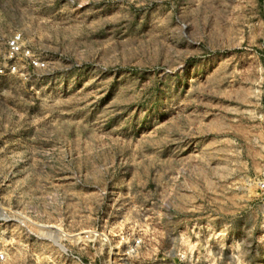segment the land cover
Returning <instances> with one entry per match:
<instances>
[{
	"label": "rangeland",
	"instance_id": "1",
	"mask_svg": "<svg viewBox=\"0 0 264 264\" xmlns=\"http://www.w3.org/2000/svg\"><path fill=\"white\" fill-rule=\"evenodd\" d=\"M17 36L47 68L0 77V218L32 234L0 264H264V0H0V67ZM96 227L144 247L56 231Z\"/></svg>",
	"mask_w": 264,
	"mask_h": 264
},
{
	"label": "built area",
	"instance_id": "2",
	"mask_svg": "<svg viewBox=\"0 0 264 264\" xmlns=\"http://www.w3.org/2000/svg\"><path fill=\"white\" fill-rule=\"evenodd\" d=\"M9 49V57L8 62L3 64L0 67V77H4L10 74H15L18 71V65H17V59L23 58V60L26 61L29 68L32 70H45L47 68V63L41 59L38 55H36L33 50L30 48L24 46L20 43V36L15 37V39L11 40L8 44ZM259 187L264 190V182H260ZM17 223L19 225H22L27 231V239H31L32 234L30 233V230L25 224L20 223V221L12 218L8 213H4V216L0 218V227H9L10 225H14V223ZM53 229H48L47 231H50ZM58 231V234L61 236V238L70 239L76 246H80L81 250L88 252L95 250L96 245L102 244L104 246H114V238H117L118 240V254L117 257H125V260H128L129 257H134L139 254L141 249L144 247V242L142 237H135L133 234H126L125 232H118V233H107L104 230H101L100 228H91L84 232H79L76 234H68L66 232H62L60 229H56ZM44 235V234H43ZM34 237L37 238L36 235L33 234ZM48 237V236H47ZM52 240L53 238L48 237L45 238V240ZM56 246L59 248L62 255L67 256L68 258H72L75 262H79L81 264H94L91 261H88L87 263H84L82 260V257L75 254L73 250H70L69 248L65 247L62 243H59L58 241L55 242ZM54 243V244H55ZM122 247V250L125 249V251H122V253L119 251V248ZM119 255V256H118ZM7 252L6 250L0 251V263L6 262ZM115 257V255L113 256ZM124 259V258H123ZM105 264H115L116 261H106Z\"/></svg>",
	"mask_w": 264,
	"mask_h": 264
}]
</instances>
